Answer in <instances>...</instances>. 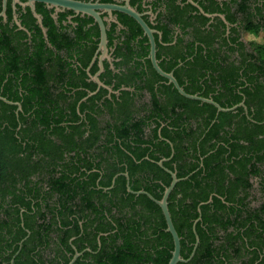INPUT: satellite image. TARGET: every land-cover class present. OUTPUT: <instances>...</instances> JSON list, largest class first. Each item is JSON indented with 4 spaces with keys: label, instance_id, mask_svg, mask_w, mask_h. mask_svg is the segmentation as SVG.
I'll return each mask as SVG.
<instances>
[{
    "label": "trees",
    "instance_id": "16d2710c",
    "mask_svg": "<svg viewBox=\"0 0 264 264\" xmlns=\"http://www.w3.org/2000/svg\"><path fill=\"white\" fill-rule=\"evenodd\" d=\"M237 8L245 13L251 7ZM256 11L262 20L249 16L243 25L250 34L264 32V9L257 6ZM8 15L11 18L10 9ZM229 19L234 22L233 13ZM2 20L0 96L21 103L22 111L17 114L16 105L0 100V213L6 212L5 205L11 213L8 220L0 215V264H11L19 242L27 236L26 229L31 234L15 264H68L76 251L84 253L75 264H168L174 242L160 206L145 195L134 200L124 176L117 178L112 189H105L124 169L119 164L128 158L132 178L141 169L150 171L153 180H163V185L153 182L144 187L161 199L172 178L161 173L162 168L153 161L171 157L170 142L175 154L165 166L185 178L169 198L184 259L193 253V226L201 217L196 225L200 242L195 254L178 264H264V258L257 261L264 248V203L255 208L250 205L254 179L259 180L264 194V136H260L264 134V39L249 42L250 51L239 42L243 50L237 58L216 57L200 45L197 53L162 62L168 72L182 64L175 74L190 94L212 98L224 108L245 99L251 118L243 107L218 113L215 106L186 98L172 86L162 91L168 105L160 106L149 82L154 106L148 111L153 115L169 113L171 128L164 127L159 135V125L148 140L139 122L131 125L132 108L121 106L114 111L108 106L111 118H102L105 113L92 105L98 95L78 106L86 91L76 92L69 104L67 90L57 92L68 72L73 76L77 70L82 72L91 56L80 58L81 66L75 68L70 59L55 54L40 30L32 45H24L20 39L26 33L15 32L16 25L11 28ZM52 22L47 17L45 25L50 26V42L57 50L76 44L68 37L53 40L58 33ZM203 32L199 38L210 47L213 38ZM194 45L189 43V47ZM131 131L136 132L132 140ZM158 138L161 141L155 142ZM150 148L154 152L148 154ZM10 168L17 170L21 186L16 185ZM94 168L103 174L92 172ZM37 172L47 189L42 190L41 182L32 179ZM132 188L140 189L138 185ZM214 192L217 195L211 200ZM8 196L12 198L7 201ZM33 199H40L34 207ZM20 205L26 208L25 227L20 226ZM233 226L235 230L230 231ZM54 227L56 239L50 235ZM51 241L55 243L53 259L39 248ZM88 248L90 251H85Z\"/></svg>",
    "mask_w": 264,
    "mask_h": 264
},
{
    "label": "flooded vegetation",
    "instance_id": "af4514ba",
    "mask_svg": "<svg viewBox=\"0 0 264 264\" xmlns=\"http://www.w3.org/2000/svg\"><path fill=\"white\" fill-rule=\"evenodd\" d=\"M73 1L86 4L87 6H104L103 8L97 10V12L100 15V18L103 21V28L105 30L106 46L104 48L102 46L103 45L102 43L104 41V36L100 22L97 21L90 13L76 12L72 9L55 7V6H63V5H55L52 3L34 1L33 4L34 6H36V12L41 16L42 19L40 23L39 19L34 15L32 9L29 7L31 6L29 1L7 0L6 18L4 17H0V18L3 19L2 20L3 24L9 25V27L11 28H13V26L16 25V29H14L15 32L24 31L26 33V37L20 39V41L24 45L25 44L32 45L34 37L36 36V38L38 39L39 36L38 30H40L43 39L48 44V46L52 50H54L55 54H59L63 57L70 59L72 66L75 68H77L79 65L81 66V63L79 61L80 58L91 56V61L89 62V65L84 69L82 68V72L80 70H77L75 76H73L71 73L68 72V75L65 77V79L62 80L60 84L57 85L58 86L57 92L62 90H67V97H68L67 102L69 104L74 99L76 92L83 90L86 91L87 96H85L80 100L78 106L83 102H87L89 98L98 95V97L94 100V102H92V105L94 104L96 108L101 109L102 113H105L104 114L105 117L104 115H102L101 116L102 118H107V119L111 118V116L106 110V107L108 106H111L113 109L116 108L117 110L121 106L132 108L133 113L129 117L130 121L132 122L131 125H136L137 122H139L138 125L145 131L144 137L145 139L148 140L151 138L150 133L152 129L160 125V128L158 129V134L160 135L162 134L163 128L169 126L168 124L171 122L169 118V113L165 111H163V113L161 114L157 113L158 115L157 114L153 115L151 114V111H148V109H152L154 106L152 93L148 88L149 82L153 83L155 95L160 100V106L168 105V98L162 92L166 88V86H172L176 90L177 88L173 83L169 81V79L163 77L156 71L151 60L150 36L146 33L144 27L139 23V21L135 17L124 11V9H130L137 12L140 18L153 32V38L156 43V58L159 62V66L166 73H173L179 84L180 82L176 77L175 71H177L182 64L180 63L176 65V67L172 71L168 72L162 66V62L172 61L176 59L181 60L185 56L192 55L191 54L192 51L194 53H197L201 48L200 45L204 47L205 50L207 51L210 50L209 52H211L214 56L219 58L232 59L239 57L241 51L243 50L239 47L238 45L239 42L243 43L244 45L246 44L247 45L246 48L248 51H250L249 42H258L257 40L247 39V36L250 33L244 30L243 25L246 23V20L249 19V16L251 18H254L255 21L257 22L259 20H262L261 18L259 19L260 15L257 14L256 9L257 6L263 7L264 9V0H73ZM0 3H1L0 6H2L3 9L4 0H0ZM237 6H249L251 7L250 10L252 11L249 10L244 13L243 11H239ZM9 9L11 13V18H9L8 15ZM232 13L234 17V22L229 19ZM15 17H17V20ZM47 17H50V19L53 21L51 25L53 26L54 31L58 33V35L52 36L53 40L58 41V39L63 40L64 37H68V41L72 40V42L74 43L76 42V44L68 48L57 50L56 47L50 42L51 39V37L49 36L50 26L45 25V20ZM203 20L206 21L205 24L202 22ZM17 21L21 23V27L23 28H21L17 24ZM202 31H205L203 32V34L211 36L213 38L210 47L207 45L206 41L204 42L200 40L199 37L202 34L200 32ZM262 33L264 37L263 31L258 34L252 33V35L258 37L262 35ZM263 39L264 38H262V41ZM262 41H259L258 43H261ZM190 42H195V45L189 47ZM149 61H150V65H149ZM101 63L103 65V69H101L100 66ZM95 65L96 67H94ZM96 76L98 77L99 82L96 81L95 79ZM76 79L78 80V83L76 82ZM74 80L76 84L73 83ZM93 86H95L94 89ZM180 86L184 89V87L181 84ZM18 89L22 90V87L19 86ZM191 95L201 96L199 94H191ZM208 99H212V98H208ZM13 103H19V102H13ZM234 107H236V109L231 111H235L239 107H243L247 117L251 118V116L248 114L249 112H248V107L245 104V99H243L239 104L235 105ZM21 111H22V105H21V109H19L17 106V110H16L17 114ZM217 112L220 113L218 109ZM116 117L120 118L119 116ZM81 118H84V114H82ZM123 118H127V117L123 116ZM196 123H194L193 127L197 126ZM261 123L264 124V117ZM20 127L21 126H19L18 129H20ZM260 136L262 137L264 136V134H261ZM131 137H132L131 140L133 138H136L135 131H131ZM159 141H161L160 138L155 140V142H159ZM170 145L172 151L171 157L169 158L164 157L159 161H153L156 162L157 165L163 169V170L161 169L160 171L161 173L164 172L168 173L166 169L169 168L165 166V162L169 161L175 154L174 144L170 142ZM153 152L154 149L150 148L148 154ZM145 159H149V157L146 156ZM160 162L163 163V166L160 165ZM135 163L139 164L141 163V161H136ZM119 165L125 167L123 170L119 171L113 177L112 185L106 188L105 191L112 189L115 186L117 178L120 176H124L126 178L127 191L129 185L133 192H129V191L128 192L135 196L134 200H136L137 197L142 195H145L150 199L148 195L142 192H147L151 194L144 187L152 184L153 182H158L159 184L163 185V180H153L151 172L148 170L140 169V171L135 173L134 177L132 178L128 170L129 169L128 158H124L123 162H121ZM202 166L203 164L201 163L200 167ZM15 171L17 170H13L10 168V175L15 176L16 185L21 186L22 181L19 177V174ZM94 171L99 172L100 175L103 174V172L101 170H98L97 168H94L92 170V172ZM173 172L177 173V171H173ZM41 178L42 177L39 174V172L34 173L32 176V179L35 182L37 181L41 182L39 184V187H42V190L43 188L45 190L48 188L47 183L43 182ZM179 179L183 180L185 178H179ZM258 181L259 180L257 178L253 180L255 189L253 190V195L251 197V203H250V205L253 208L259 207L261 206V204L264 203V194L261 193V189L259 187ZM97 185H99V180L97 181ZM133 185H138L140 189L134 190L132 188ZM168 186H165V189ZM216 195H217L216 192H214L210 199L212 200V198ZM11 198L12 196H8L6 199L8 201ZM30 199L31 198L29 197L27 198V200ZM40 199L38 200L33 199L32 207H34L37 201H40ZM4 207L5 208L3 209H5L6 212L3 213V211H1L0 213L1 217L6 218V220L11 219V216L9 217L11 213L7 212V209H9V205H5ZM25 211L26 208L20 205V218H21L20 226L22 227H25V217H24ZM105 215L110 218V215L108 213H105ZM234 217L235 215H232V218ZM49 218H51L50 215ZM200 220L201 217H199L194 223L193 226L194 232L196 230V225ZM16 224L14 225L17 228ZM55 229L56 228L54 227L53 231L50 233V235L54 239H56ZM229 230L230 231L235 230V227L234 226L230 227ZM26 231H27V236L19 242V250L11 259V264L13 262L15 264V258L18 255L19 251L22 249L24 241L27 240L31 234L29 229H26ZM166 231H167V227H166ZM101 235L103 234H100V236L98 237L99 244H101L100 241ZM39 248L42 250V252H44L45 257H50L51 259L54 258L55 243L53 241H51L47 246L42 245V247ZM85 251H90V249L88 248ZM76 253H81L82 255L84 252L76 251ZM76 253L71 258L70 262L73 260ZM260 255L261 258L257 260L258 262L262 258H264V248L261 249ZM78 258L76 259V261L78 260ZM191 258L192 257H190L189 260ZM76 261L74 262V264L76 263Z\"/></svg>",
    "mask_w": 264,
    "mask_h": 264
},
{
    "label": "water",
    "instance_id": "95a60500",
    "mask_svg": "<svg viewBox=\"0 0 264 264\" xmlns=\"http://www.w3.org/2000/svg\"><path fill=\"white\" fill-rule=\"evenodd\" d=\"M14 1H18V0H14ZM29 1V3L31 4V6H29L34 15L39 19V22L41 23L42 19L41 16L39 14H37L36 12V6H34L33 2L34 1H41V2H45V3H52L55 5H63V6H55L57 8L59 7H63L64 9H72L76 12H86V13H90L91 15H93V17L100 22L101 26H102V31H103V36H104V41H103V48L106 46V41H105V30L103 28V21L100 18L99 13L97 12L98 9L103 8L104 6H87L86 4L77 2V1H73V0H27ZM6 11H7V0H4V6L2 9V12L0 13V17H4L6 18ZM124 11H126L127 13H129L130 15H132L133 17H135L139 23L144 27L146 33L150 36L151 38V60L153 63L154 68L156 69V71L162 75L163 77H166L167 79H169V81L171 83H173L175 85V87L177 88V90L184 95L185 97L189 98V99H194V100H199L203 103H209L211 105H214L219 112H228L231 110L236 109V107L233 108H223L220 104H218L217 102H215L213 99H208V98H204L198 95H191L189 93H187L178 83L177 79L175 78V76L173 75V73H166L165 71H163L161 69V67L159 66V62L156 58V43L154 41L153 38V32L149 29V27L144 23V21L140 18L139 14L133 10L130 9H124ZM17 20V17H15ZM17 24L21 27V23L19 21H17ZM23 28V27H21ZM101 69H103V65L102 63L100 64ZM96 81L99 82L98 77H95ZM0 100L5 101L8 104H12V105H17L19 109H21V105L20 103H13L12 101L7 100L6 98H3L2 96H0ZM160 165L163 166V163L160 162ZM168 171V173L172 176V181L171 184L165 189V192L163 194V197L161 200H158L156 198H154L151 194L147 193V192H142L145 193L146 195H148L150 197V199H152L155 203H157L161 209L162 212L164 214L166 223H167V231L169 233H171L172 237H173V242H174V249L172 252V257L169 261L168 264H178L180 262H187L189 259H184L181 255V237L174 225L171 213H170V209H169V196L171 195V192L174 190V188L176 187L177 183L181 180L177 177V173L173 172L169 169H166ZM128 191L129 192H133L132 189L130 188V186L128 185ZM196 233V245H195V249L194 252L192 253L191 257H193V255L195 254V250L200 242V238L195 230ZM81 255V253H76L75 257L73 258V260L69 263V264H74V262L76 261V259ZM14 264V262L12 263Z\"/></svg>",
    "mask_w": 264,
    "mask_h": 264
},
{
    "label": "rangeland",
    "instance_id": "374dc122",
    "mask_svg": "<svg viewBox=\"0 0 264 264\" xmlns=\"http://www.w3.org/2000/svg\"><path fill=\"white\" fill-rule=\"evenodd\" d=\"M262 38H263V33H262V35H260L258 37L253 36L252 34H248V36H247L248 40H257L258 42L262 41Z\"/></svg>",
    "mask_w": 264,
    "mask_h": 264
}]
</instances>
